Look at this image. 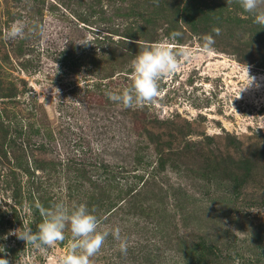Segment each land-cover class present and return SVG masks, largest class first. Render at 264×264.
<instances>
[{"label": "rangeland", "instance_id": "obj_1", "mask_svg": "<svg viewBox=\"0 0 264 264\" xmlns=\"http://www.w3.org/2000/svg\"><path fill=\"white\" fill-rule=\"evenodd\" d=\"M17 19L25 38L5 40ZM253 19L236 0H0V259L59 264L68 229L48 248L18 235L62 202L87 205L109 233L92 264H264V26ZM161 41L193 55L158 102L109 100L130 85L139 48Z\"/></svg>", "mask_w": 264, "mask_h": 264}, {"label": "clouds", "instance_id": "obj_2", "mask_svg": "<svg viewBox=\"0 0 264 264\" xmlns=\"http://www.w3.org/2000/svg\"><path fill=\"white\" fill-rule=\"evenodd\" d=\"M236 2L245 13L253 16V23L264 26V0H236ZM232 3L233 0H227L228 6ZM25 29L24 21L17 19L6 28L3 38L10 41L23 39L26 35ZM213 32L218 35L219 29H213ZM179 35L178 32L171 34L173 39ZM213 43L212 35H205L201 51L211 54ZM79 44L87 46L90 43L85 39ZM139 49L138 54L130 62V85L120 93L106 92L109 100L122 104L125 108L155 105L163 94L161 81L175 74L181 68V62L190 61L193 55L192 50L188 48L177 49L171 43L162 41ZM246 70L249 76L248 66ZM249 78L251 86L254 78L251 76ZM42 216L43 220L38 224L37 231L33 232L31 228H27L18 237L26 243L48 248L64 241L65 230L68 229L71 233L69 251L61 258L59 264H92V258L100 252L109 234L99 230L98 217L92 214L85 204L74 205L69 209L62 202L54 203L42 212ZM111 235L120 242V252L126 254L127 240L121 238L120 228L113 229ZM0 264H9V261L0 259Z\"/></svg>", "mask_w": 264, "mask_h": 264}, {"label": "trees", "instance_id": "obj_3", "mask_svg": "<svg viewBox=\"0 0 264 264\" xmlns=\"http://www.w3.org/2000/svg\"><path fill=\"white\" fill-rule=\"evenodd\" d=\"M158 140V139H157ZM157 142V141H156ZM228 160H229V163H230V165H235L236 166V169H239V166L241 167V164H243V161H240V160H238V161H234V160H232V159H230V157H228ZM235 163V164H234ZM245 172H246V170H245ZM207 248H209V249H211L212 250V246H209L208 247V245H207ZM201 250H205V248L204 247H202L201 248ZM210 252V251H209ZM203 253V252H202ZM211 253V252H210ZM212 254V253H211ZM202 260H203V258H202Z\"/></svg>", "mask_w": 264, "mask_h": 264}]
</instances>
